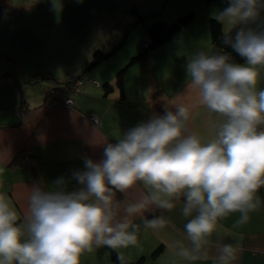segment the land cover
<instances>
[{
  "label": "crops",
  "instance_id": "obj_1",
  "mask_svg": "<svg viewBox=\"0 0 264 264\" xmlns=\"http://www.w3.org/2000/svg\"><path fill=\"white\" fill-rule=\"evenodd\" d=\"M171 2L44 0L39 2L42 5L34 11L27 26L40 31L33 37L44 44H48L47 30H53L54 40L50 44L58 50L50 55L55 58L53 66L17 70L10 64L9 55H0V193L11 201L19 217L18 223H23L27 213L33 185L49 187L63 176L68 181L67 190H77L80 185L72 179V174L83 170V157L100 161L105 144L116 142L124 132L147 121L154 113L163 114V103L188 108L190 129L202 142L215 137L218 125L225 118L209 113L202 106L199 90L191 85L184 67L195 52L210 51V6L205 0H189L181 6ZM218 5H215L217 9ZM190 9L194 10V18L186 27L127 69L123 99L117 89L105 95L103 84H114L117 71L148 43L146 24L154 19L170 23ZM137 15L150 16L142 24L137 22ZM1 20L0 17V23ZM222 26L223 30L231 27L227 23ZM122 39V47L111 57L94 67L88 66L95 50L107 51ZM258 71L256 87L261 90L264 89V67ZM82 74L88 79L72 96L73 106L47 104L48 89L62 88L67 81L80 78ZM38 80L42 86L37 85ZM155 89L160 93L152 98ZM90 116L98 118L99 125H93ZM23 152L35 160L34 166L18 160ZM145 195L146 190L141 186L117 193V198L139 203ZM256 195L260 203L249 213L247 223H236L238 212L222 218L218 222V233L213 234L201 253H195L198 257L195 260L178 256L173 248L176 241L191 247L184 231L190 217L181 215V198L174 201L171 210L149 205L131 217L133 223L141 226L135 245L115 250L94 247L82 253L80 264H111L112 252L131 262L144 257L142 264H218L217 246L222 243H231L237 248L231 264H264V187ZM161 217L165 220L163 227L153 230L143 226L145 218ZM159 246L163 247L162 251L151 257ZM203 252L207 253L206 258Z\"/></svg>",
  "mask_w": 264,
  "mask_h": 264
},
{
  "label": "clouds",
  "instance_id": "obj_2",
  "mask_svg": "<svg viewBox=\"0 0 264 264\" xmlns=\"http://www.w3.org/2000/svg\"><path fill=\"white\" fill-rule=\"evenodd\" d=\"M225 5L213 13L231 25L222 44L244 63L223 51H197L184 66L202 106L225 118L215 137L202 142L190 129L189 109L163 103V114L154 113L105 144L100 161L83 157V170L72 174L77 190L68 191L63 176L49 187L33 185L23 223L0 193V264H80L82 253L94 247L135 245L141 226L131 217L149 205L171 210L181 198V215L190 217L184 231L191 247L176 241L173 248L185 259L198 258L195 253L218 233L222 218L238 212L236 223H247L264 186V89L256 87L264 67V0H225ZM141 186L146 190L141 202L117 198ZM164 225L163 217L143 221L153 230ZM217 247L218 264H231L237 248Z\"/></svg>",
  "mask_w": 264,
  "mask_h": 264
},
{
  "label": "rangeland",
  "instance_id": "obj_3",
  "mask_svg": "<svg viewBox=\"0 0 264 264\" xmlns=\"http://www.w3.org/2000/svg\"><path fill=\"white\" fill-rule=\"evenodd\" d=\"M41 1L44 0H0V17L2 18L0 24L3 28L1 29L0 26V35L3 37L0 40V55H9L10 64L14 65L17 70L26 71L52 67L55 58H50V55L58 52L50 44L54 40L53 30H47L48 44H44L33 37V34H39L40 31L29 29L27 26L31 23L34 11H38L37 9L42 5L39 3ZM171 1V4L181 6V3H187L189 0ZM216 4H219L218 9L226 6L225 0H215L208 4L210 18H215L213 13L218 10ZM11 27L12 29H10ZM224 31L228 30L224 29ZM23 56L27 58L25 59ZM37 83L34 85L42 86L40 80Z\"/></svg>",
  "mask_w": 264,
  "mask_h": 264
},
{
  "label": "trees",
  "instance_id": "obj_4",
  "mask_svg": "<svg viewBox=\"0 0 264 264\" xmlns=\"http://www.w3.org/2000/svg\"><path fill=\"white\" fill-rule=\"evenodd\" d=\"M205 1L207 4H210L211 2L215 0H205ZM133 11L135 10L133 9ZM149 16L150 15H137V22L145 24V20H147ZM193 18H194V10L190 9L170 23H166V22L154 19L153 21H151L150 24L148 25L146 24L145 27H146V30L149 36L148 43L145 45L144 49L140 53L131 57L129 62L124 67L120 68L117 71L114 84H109V83L103 84L102 88H103L104 94L108 95L114 89H117L119 91L120 98L123 99L124 97V90H123L124 85L123 84H124V77H125V73L127 69L130 66L134 65L135 63H137L139 60L146 58L149 55V53L152 52L153 50L164 45L176 33H178L184 27H186L193 20ZM253 27H255V25H253ZM129 28L127 29L129 30ZM209 32H210V41H211V48H210L209 53L223 51V52L228 53L233 58L234 62L241 63V64L244 63V59L240 57L230 46H225L222 44V36L227 31L223 30L222 23L218 22L216 18H213V17L209 18ZM122 44H123V39L107 51L100 50V49L95 50L92 54V57H91V60L88 66L94 67L98 65L99 63L105 61L106 59L111 57L114 53H116L122 47ZM78 78L79 76L74 78L73 81L72 80L67 81L64 87L71 86ZM62 88L59 86L57 89L60 90ZM159 93H160L159 89H155L151 93V97L155 98L157 94ZM162 248H163L162 246H159L151 253L150 256L155 257L162 251ZM118 255H119L118 253L112 252L111 258H110L111 264H120ZM123 259L125 261V264H142L144 257L137 260L136 262H131L124 257Z\"/></svg>",
  "mask_w": 264,
  "mask_h": 264
},
{
  "label": "built area",
  "instance_id": "obj_5",
  "mask_svg": "<svg viewBox=\"0 0 264 264\" xmlns=\"http://www.w3.org/2000/svg\"><path fill=\"white\" fill-rule=\"evenodd\" d=\"M87 76L83 74L79 79H77L71 86L63 87L62 89H55L51 88L48 89L46 92V102L48 105H57V104H63L64 106H73V100L72 96L76 95V90L83 85V83L87 80ZM95 85H99L96 81H93ZM90 122L97 126L99 125L100 121L98 118L90 116L89 118ZM18 160H20L21 163L27 164L29 166H34L35 160L29 156L28 153L23 152L18 156ZM264 187V186H262ZM261 187V188H262ZM260 188V189H261Z\"/></svg>",
  "mask_w": 264,
  "mask_h": 264
}]
</instances>
